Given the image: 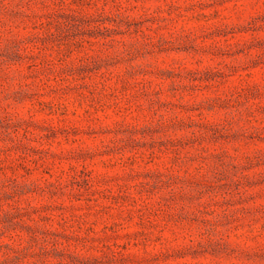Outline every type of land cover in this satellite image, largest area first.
I'll return each instance as SVG.
<instances>
[{
	"label": "rangeland",
	"instance_id": "rangeland-1",
	"mask_svg": "<svg viewBox=\"0 0 264 264\" xmlns=\"http://www.w3.org/2000/svg\"><path fill=\"white\" fill-rule=\"evenodd\" d=\"M0 264H264V0H0Z\"/></svg>",
	"mask_w": 264,
	"mask_h": 264
}]
</instances>
